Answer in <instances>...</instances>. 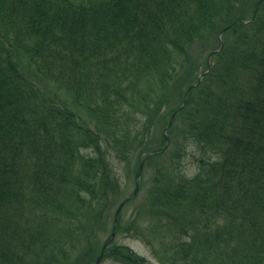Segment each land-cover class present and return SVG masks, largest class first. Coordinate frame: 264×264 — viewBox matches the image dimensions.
<instances>
[{
    "label": "trees",
    "instance_id": "obj_1",
    "mask_svg": "<svg viewBox=\"0 0 264 264\" xmlns=\"http://www.w3.org/2000/svg\"><path fill=\"white\" fill-rule=\"evenodd\" d=\"M248 1L0 0V264L94 259L84 220L101 224L119 195L110 156H134L132 129L148 108L142 80L165 66L169 79L178 74L194 45L197 55L220 45L224 27L209 72L168 128L133 235L160 264H264V0L244 23ZM155 141L150 150H161L162 133ZM188 147L193 175L181 160ZM104 256L156 264L116 243Z\"/></svg>",
    "mask_w": 264,
    "mask_h": 264
},
{
    "label": "rangeland",
    "instance_id": "obj_2",
    "mask_svg": "<svg viewBox=\"0 0 264 264\" xmlns=\"http://www.w3.org/2000/svg\"><path fill=\"white\" fill-rule=\"evenodd\" d=\"M255 1L256 0H249L246 3L245 8H243V10L247 11L245 13V16L250 15L252 11L251 8L252 4ZM211 48L212 46L209 45L208 47L204 48L203 51H199L197 55V48L196 45H194L189 50L191 63H189L188 61L181 62L180 66L178 67V70L180 72L178 74H174L170 79L164 75L165 73L168 72V67L165 66L164 70L155 69L151 71L149 75L142 80L141 86L144 89L143 91L147 93V98H144L142 100L141 106L148 107L146 113L147 116L145 117L138 116L139 121L137 122V126L132 129V132L136 136H133L134 138L132 139L135 148L134 150L135 156L134 159L133 158L130 159L131 164H132V160L133 161L136 160V156L138 154L142 156L145 153L144 150L146 149V143H147V140H145V138H148L149 141L152 140L153 145L150 142V146H151L150 148L156 146L157 141H155V139L159 137L160 132L163 131L162 123H164L168 111L173 110L178 106L177 103L179 99L178 100L174 99L171 102L170 96L165 95L168 96V98L164 101L165 96L162 99H160L161 96L164 94L175 95L178 93L181 102L184 91L187 89V87L190 84H192L196 80V77L200 73V67L202 68L203 66L202 59L206 57L208 51ZM195 61L198 63H195ZM162 77L165 79L164 82H160ZM155 106L156 107L159 106L163 108H156ZM150 109H154L155 114L153 116H150ZM159 116L161 122L157 120ZM125 117L126 115L120 114V119H123ZM86 119L89 121L88 126L90 128L96 129V125H95L96 122L90 119L89 117H86ZM129 122H130L129 119L126 120L125 122H123L122 126H124L126 123ZM180 128L181 125L180 123H178L174 131V135L179 136L181 140L184 141L186 135L185 132L183 131L179 133ZM190 149L191 148L188 147L187 151L181 156V160L185 161V170L187 172L186 173L187 175H192L196 168V162H194L196 156L190 152ZM89 151L90 148L88 147V148H83L80 152L87 153ZM120 155H121L120 152L116 154V150H113L110 156L114 173L119 177V180H121L122 182V184H120V190L118 193L119 201L114 202L109 206V208L105 213L106 217L101 227L99 226V224L94 227L92 223L93 222L92 218L90 217L84 220V223H86L87 221H90V223L85 227L83 233L81 234L82 235L81 239L85 242L87 239L91 238V234H92V238L96 241L95 245L97 246L96 247L97 249H99L100 244L106 240V238L111 232L113 214L120 200H122V198L124 199L130 197V199L127 200L128 201L127 204H125L122 209L123 225L136 227L138 229L145 226L144 222L141 220L142 218L141 214L139 215V209H138L139 200L143 198L151 189L153 177H155V175L157 176L158 172L161 174L163 167L160 165L159 161L161 159L166 161L167 159V154H163L161 155L162 158H160L159 161L153 158L152 160L148 161L147 164L146 161L145 163H143L144 167L142 169V174L140 176V178L142 179L140 180L139 178L140 180L139 190H137L136 193L133 196H131L135 188V178L134 175L132 174V169L131 170L126 169L125 164L120 165L116 161V157ZM75 223H77V227H75ZM69 224L73 227L75 232H77L78 234L81 232L83 224L81 221L77 220L74 216H72L69 219ZM133 232H134L133 229H130L128 232L121 231L118 234L114 235L113 240L117 243L128 245L140 255H143L144 257L155 262L156 264H160L159 262L156 261L155 257L150 252V249L146 245V243H144V241L140 237L132 235ZM82 240H77V244H82L83 242ZM99 264H120V263L110 259H104L101 262H99Z\"/></svg>",
    "mask_w": 264,
    "mask_h": 264
}]
</instances>
